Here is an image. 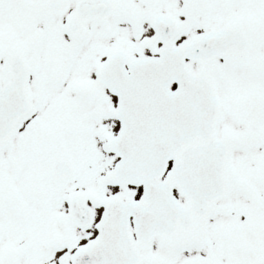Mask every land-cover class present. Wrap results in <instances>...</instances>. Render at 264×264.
<instances>
[{
    "label": "snow or ice",
    "instance_id": "1",
    "mask_svg": "<svg viewBox=\"0 0 264 264\" xmlns=\"http://www.w3.org/2000/svg\"><path fill=\"white\" fill-rule=\"evenodd\" d=\"M0 264H264V0H0Z\"/></svg>",
    "mask_w": 264,
    "mask_h": 264
}]
</instances>
